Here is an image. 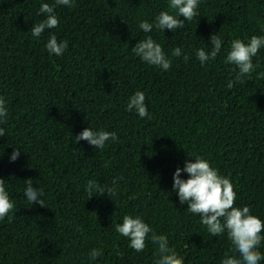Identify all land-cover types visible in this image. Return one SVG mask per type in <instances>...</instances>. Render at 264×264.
I'll use <instances>...</instances> for the list:
<instances>
[{
    "label": "trees",
    "instance_id": "trees-1",
    "mask_svg": "<svg viewBox=\"0 0 264 264\" xmlns=\"http://www.w3.org/2000/svg\"><path fill=\"white\" fill-rule=\"evenodd\" d=\"M169 2L75 0L56 6L58 26L35 38L32 26L46 19L40 5L54 0H0V96L8 110L0 179L14 203L0 219V264H156L153 233L166 236L184 264H221L232 254L226 232L212 236L172 190L175 169L194 155L230 179L234 206H249L264 222V47L240 81L225 63L232 40L264 36V0H199L198 15L181 29L139 28L173 12ZM215 33L221 51L201 65L196 50H210ZM51 34L67 42L60 56L45 47ZM147 36L171 60L167 71L134 54ZM175 47L181 56H172ZM136 91L146 97L143 118L126 110ZM85 127L118 139L103 149L74 142ZM13 148L20 149L14 162ZM28 179L43 189L44 206L24 196ZM114 179V195L88 198L89 180L104 188ZM125 214L153 229L141 252L115 231ZM94 248L102 252L95 261ZM258 250L264 255V241Z\"/></svg>",
    "mask_w": 264,
    "mask_h": 264
},
{
    "label": "clouds",
    "instance_id": "clouds-1",
    "mask_svg": "<svg viewBox=\"0 0 264 264\" xmlns=\"http://www.w3.org/2000/svg\"><path fill=\"white\" fill-rule=\"evenodd\" d=\"M74 3L75 0H54L52 4L41 3L39 13L44 14L46 19L32 26L31 35L39 38L45 30L56 28L59 24V17L55 13V7L59 5L72 7ZM198 6L199 0H170L168 7L174 10L173 12L160 11L155 17L154 24L144 20L140 22L139 28L146 33L151 32L153 26L163 32L165 29L174 32L183 28L186 21H191L198 15ZM181 16L184 18L183 20L178 18ZM210 43L212 47L207 52L204 48L196 50L195 55L201 65L208 60H214L221 51L222 38L219 35L216 33L211 35ZM45 47L50 53L60 56L68 45L66 41H58L56 35L51 34ZM262 47H264V36L253 35L247 43L239 38L231 41L225 63L238 68V74L235 76L236 81H240L242 77L255 71L256 65L253 63V57ZM134 54L147 64L157 66L164 71L171 67L172 62L166 56L161 44L151 36H147L135 44ZM171 54L174 57L181 56V48H173ZM184 59H188L187 55L184 56ZM227 87L229 89L233 87V80H229ZM145 100L146 97L142 91L134 92L128 98L126 110L135 111L141 118L148 116ZM7 115L6 101L0 96V124L6 123ZM2 136H5V130L0 127V137ZM116 139L118 137L115 132L85 127L78 136L74 137V142L85 140L94 148L103 149L107 141ZM2 155L3 149H0V156ZM19 155L20 149L13 148L10 161H16ZM193 157H195L194 162L186 159L183 169L177 167L172 176V190L178 195L179 203L181 205L187 203L189 212L200 217L201 223L206 226L212 236H219L226 232L227 238L233 246L232 254L225 253L221 264H260V261L264 260V255L258 250L261 242L264 241V236L261 235L264 231V222L251 214L249 206H234L237 194L228 177L220 175L218 170L210 166L209 161L202 156L194 155ZM181 172H186L188 177L182 179ZM116 183L117 180L114 179L113 187L101 188L97 181L89 180L85 190L88 198L93 193L97 195L107 193L111 197L115 194ZM32 184L31 179L26 180L24 196L30 204L35 202L44 206L43 189L34 188ZM13 209L14 203L6 190L5 180L0 179V219L9 216ZM114 228L121 236L129 239V247L136 252L145 249L149 233H153L151 226L145 223L141 217L130 214H125L122 217V223L115 224ZM150 239L153 244L158 246L157 255L159 258L156 260V264H184V259L174 248L169 246L166 236L153 233ZM117 254L120 255L119 250H117ZM101 255L102 252L94 248L89 253V259L95 261Z\"/></svg>",
    "mask_w": 264,
    "mask_h": 264
}]
</instances>
